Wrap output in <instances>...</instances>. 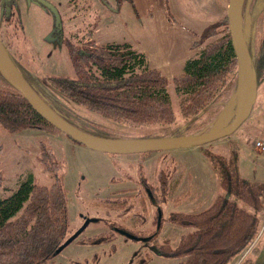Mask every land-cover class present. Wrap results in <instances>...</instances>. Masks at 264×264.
<instances>
[{
	"label": "rangeland",
	"instance_id": "obj_1",
	"mask_svg": "<svg viewBox=\"0 0 264 264\" xmlns=\"http://www.w3.org/2000/svg\"><path fill=\"white\" fill-rule=\"evenodd\" d=\"M228 4L229 0H14L7 14L2 15L0 8V35L11 55L42 82L50 77H75L72 45L79 48L88 42L133 45L161 67L159 70L167 78L175 124L132 127L113 122L73 104L52 89L51 102L61 107L84 132L97 137L176 138L193 133L185 129L180 115L173 84L176 71L163 69L158 59L166 53L176 62L180 43L191 40L189 58L196 57L206 43L220 36L218 33L207 38L206 34L227 15ZM259 21L255 47L264 50V15ZM241 31L244 41L253 32L245 30L242 16ZM195 43L201 46L196 47ZM258 96L259 93L250 117L232 135L203 146L142 154L112 155L89 149L62 133L34 129L14 133L0 126V199L11 196L19 183L28 178L39 186L49 187L57 182L62 185L69 235L85 228L80 237L55 255L52 264H178L181 259L164 257L154 242L150 249L139 241L112 233V225H122V221L108 213L102 203L116 190L139 185L142 178L155 187L157 175L162 179L160 174L164 172L170 189L158 207L160 214L156 215L157 209L145 200L146 211L138 210L137 219L147 223L134 232L140 236L153 234L161 225L158 244L175 247L180 236L191 229L172 223L171 216L195 215L210 208L222 194V166L241 179L264 184V153L254 148L257 141L264 142V98ZM222 97L215 109L217 113L205 118L199 133L214 130L226 111L230 123L245 105L240 92ZM158 197L160 202L162 196ZM234 202L251 212L239 200ZM110 209L116 210L114 206ZM262 220L264 224V215ZM137 222L134 217L131 227ZM241 255L238 264L250 257L247 249Z\"/></svg>",
	"mask_w": 264,
	"mask_h": 264
},
{
	"label": "trees",
	"instance_id": "obj_2",
	"mask_svg": "<svg viewBox=\"0 0 264 264\" xmlns=\"http://www.w3.org/2000/svg\"><path fill=\"white\" fill-rule=\"evenodd\" d=\"M13 4L14 0H0L2 15L12 10ZM263 15L264 0L244 1L242 20L245 30L253 31L245 37V45L257 93L264 87V50L255 47V29ZM227 26V16L215 23L206 37L221 33L220 36L206 43L196 57L187 59L182 72L173 78L180 115L191 135L201 131L205 118L217 113L215 109L223 95L233 96L239 90L237 60ZM0 41L34 91L60 117L83 132L61 107L51 102L50 89L105 119L132 127L176 122L166 77L151 68L144 53L129 43L88 42L81 48L72 45L70 55L75 77H50L42 82L11 55L1 35ZM0 126L14 133L27 129L60 133L1 74ZM167 184L165 181L162 187ZM220 187L222 194L207 210L195 215L171 216L172 223L191 230L180 236L175 247L159 245L155 238L160 254L181 259L178 264H229L254 245L250 257L241 263L253 264L252 257L257 254L256 245L263 232L264 184L241 179L222 166ZM69 233L67 200L59 182L49 187L39 186L28 178L19 183L11 196L0 199V264H52Z\"/></svg>",
	"mask_w": 264,
	"mask_h": 264
},
{
	"label": "water",
	"instance_id": "obj_3",
	"mask_svg": "<svg viewBox=\"0 0 264 264\" xmlns=\"http://www.w3.org/2000/svg\"><path fill=\"white\" fill-rule=\"evenodd\" d=\"M244 1L229 0L226 16L237 60L239 90L240 87L243 88L245 105L243 110L230 123L219 130L166 139H107L97 137L74 127L50 108L23 77L1 41L0 74L7 84L22 95L32 109L45 121L50 123L60 133L89 149L112 155H126L165 151L181 147L203 146L232 135L250 117L257 99V83L241 31V14ZM84 228L70 236L58 249L57 253L72 243L83 232ZM122 234L131 240H139L126 232Z\"/></svg>",
	"mask_w": 264,
	"mask_h": 264
},
{
	"label": "flooded vegetation",
	"instance_id": "obj_4",
	"mask_svg": "<svg viewBox=\"0 0 264 264\" xmlns=\"http://www.w3.org/2000/svg\"><path fill=\"white\" fill-rule=\"evenodd\" d=\"M161 175H162V179L159 178V175H157L158 182H157V185L155 187L150 185L146 179L142 178L140 180L139 185H136V186L130 187V188H126V189H119V190H116L115 192H113L111 194L110 197H117L118 199L111 200V199H109L110 197H108L102 203L103 208L106 209L108 213H110V212L113 213L117 217L118 220L122 221V225H120V223H115L112 225V233L115 232V233H119V234L123 235L122 233L126 232V233L138 238L139 239L138 241L143 243L147 248L153 249V242L158 238V236H159L158 234L161 232V225L158 226L159 228L156 229V233H153V234L152 233L151 234L146 233V234H143L140 236V235H137L134 231H135V229L142 228L145 225V223H147L146 221L142 222L141 219H139V218L137 219V217L139 216L138 210H140V211L142 210V212L146 211V207L143 204V202H145V204L148 202V205L149 204L154 205L155 210L157 209L156 215L159 216V214H160L158 207H159L160 203L164 202L162 200L164 198V196L169 193V189L166 190V188L168 187V184H169V178L164 172H161L160 176ZM165 181H167L168 184L166 186L162 187V185ZM121 196H127V197L123 199ZM158 196H162V198H160V200H162V201L157 202V199H159ZM117 201H119L120 203H118ZM135 204H138L137 208H135ZM121 205H124L123 206L124 209L122 208ZM111 206H114L116 208L115 212L111 211V209H110ZM150 216H152V215H150ZM134 217H136V221H138V222L135 223L131 227V222H132ZM159 222L160 223L162 222L161 216H160ZM81 235H82V233L78 237H80ZM124 237H126V236H124ZM133 241H135V240H133Z\"/></svg>",
	"mask_w": 264,
	"mask_h": 264
},
{
	"label": "crops",
	"instance_id": "obj_5",
	"mask_svg": "<svg viewBox=\"0 0 264 264\" xmlns=\"http://www.w3.org/2000/svg\"><path fill=\"white\" fill-rule=\"evenodd\" d=\"M163 21H165V19H163ZM192 42L193 41L191 40V42H188V43L187 42L186 43H184V42L180 43V45L178 46L179 52H177L178 58L176 59V62L173 61V59L171 58V56H169V54L165 53L164 55H162L158 60L160 61L163 69H166L169 72L176 71L174 77L178 76L182 72V69L184 67L185 62L187 61V59H189V57L191 55L189 53V51H190V47L192 46V44H191ZM145 57H146V60H147L149 66L151 68H154L157 70H159L161 68L157 65H154L153 62L147 58L146 55H145ZM159 71L162 73L161 70H159ZM162 75L165 77V75L163 73H162ZM258 93H259V96H258L259 99H261V97L264 98V87H261L258 90ZM258 93H257V95H258ZM263 226H264V224H263ZM263 237H264V231L262 233V236H261L259 242L257 243V248H258L257 254L254 257H252L253 264H264V240H262ZM241 256L242 255H240V256L238 255L229 264H238Z\"/></svg>",
	"mask_w": 264,
	"mask_h": 264
},
{
	"label": "bare ground",
	"instance_id": "obj_6",
	"mask_svg": "<svg viewBox=\"0 0 264 264\" xmlns=\"http://www.w3.org/2000/svg\"><path fill=\"white\" fill-rule=\"evenodd\" d=\"M239 92H240L241 98H243L244 97V91H243L242 87H240ZM243 108H244V106L242 107V109L239 112H241L243 110ZM229 118H230L229 112H227V111L224 112L220 116V118H219V120H218V122L216 124V128L214 130H219V129L225 127L227 125L228 121H229Z\"/></svg>",
	"mask_w": 264,
	"mask_h": 264
},
{
	"label": "built area",
	"instance_id": "obj_7",
	"mask_svg": "<svg viewBox=\"0 0 264 264\" xmlns=\"http://www.w3.org/2000/svg\"><path fill=\"white\" fill-rule=\"evenodd\" d=\"M255 148H256L258 151L264 153V142H262V141H257V142L255 143ZM253 246H254V245H253ZM253 246H250V247H253ZM250 247L247 249V253H248V254L251 252V249H252V248H250Z\"/></svg>",
	"mask_w": 264,
	"mask_h": 264
}]
</instances>
